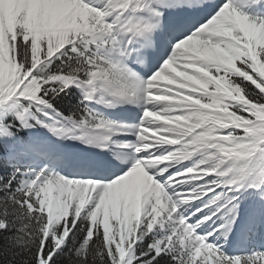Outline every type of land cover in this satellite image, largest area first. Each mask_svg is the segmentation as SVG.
I'll list each match as a JSON object with an SVG mask.
<instances>
[{
    "label": "snow or ice",
    "instance_id": "1",
    "mask_svg": "<svg viewBox=\"0 0 264 264\" xmlns=\"http://www.w3.org/2000/svg\"><path fill=\"white\" fill-rule=\"evenodd\" d=\"M0 264H264V0H0Z\"/></svg>",
    "mask_w": 264,
    "mask_h": 264
}]
</instances>
